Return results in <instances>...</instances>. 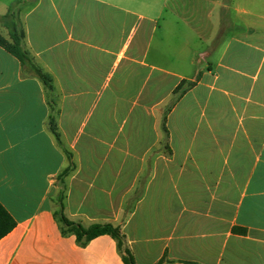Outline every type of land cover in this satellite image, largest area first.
Masks as SVG:
<instances>
[{"label": "crops", "instance_id": "0c3cea01", "mask_svg": "<svg viewBox=\"0 0 264 264\" xmlns=\"http://www.w3.org/2000/svg\"><path fill=\"white\" fill-rule=\"evenodd\" d=\"M12 5L53 89L0 47V264H125L62 234L70 166L66 217L120 226L136 264H264V0Z\"/></svg>", "mask_w": 264, "mask_h": 264}, {"label": "trees", "instance_id": "16d2710c", "mask_svg": "<svg viewBox=\"0 0 264 264\" xmlns=\"http://www.w3.org/2000/svg\"><path fill=\"white\" fill-rule=\"evenodd\" d=\"M22 7V5H12L8 13L0 17V23L8 31L9 35L7 39L0 34V47L20 61L21 64L28 66L31 72L51 91L53 89L51 76L35 62V59L26 47V32L20 19ZM194 86V83L182 82L174 91L171 102L165 107L162 129L166 135L168 134L166 121L169 111ZM50 126L55 137L59 139L58 127L54 118H51ZM72 170L73 166H70L59 178L60 182H62V189L58 197V210L55 212V216L60 224L62 234L64 236H75L78 244L82 247L87 246L98 237L105 235L111 236L117 242L118 249L122 254L125 264H136L135 258L127 245L126 237L122 233L120 226H116L112 223H94L87 225L81 221H71L66 217L64 213L65 187L63 185L65 184L64 179L68 177ZM15 227V220L0 204V241L11 233ZM164 263L165 258L158 264Z\"/></svg>", "mask_w": 264, "mask_h": 264}, {"label": "rangeland", "instance_id": "374dc122", "mask_svg": "<svg viewBox=\"0 0 264 264\" xmlns=\"http://www.w3.org/2000/svg\"><path fill=\"white\" fill-rule=\"evenodd\" d=\"M141 1H143V0H141ZM3 32L0 31V34H2L5 37V34ZM157 39L159 40V35H158ZM156 42H154V44H153L154 57H155V51H156V48H155ZM151 58L155 60V58H153V57H150V60H151ZM158 59L161 60L162 66H165V61H166L165 58L164 57H161V58H158ZM147 87H148V90L151 89V87H153V81L149 85H147Z\"/></svg>", "mask_w": 264, "mask_h": 264}]
</instances>
